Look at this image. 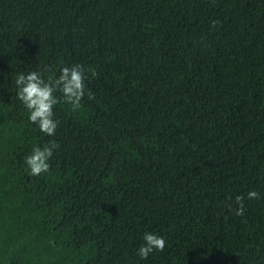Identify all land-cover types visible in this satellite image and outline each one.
I'll return each mask as SVG.
<instances>
[{
    "label": "trees",
    "instance_id": "trees-1",
    "mask_svg": "<svg viewBox=\"0 0 264 264\" xmlns=\"http://www.w3.org/2000/svg\"><path fill=\"white\" fill-rule=\"evenodd\" d=\"M73 64L46 136L14 78ZM0 264H264V0H0Z\"/></svg>",
    "mask_w": 264,
    "mask_h": 264
},
{
    "label": "clouds",
    "instance_id": "clouds-1",
    "mask_svg": "<svg viewBox=\"0 0 264 264\" xmlns=\"http://www.w3.org/2000/svg\"><path fill=\"white\" fill-rule=\"evenodd\" d=\"M91 78H95V70H87ZM86 69L80 64L65 66L59 69L58 76L53 79L49 76L47 80L39 71H30L27 73L19 72L15 78L16 86L15 98L19 100L28 111V121L38 127L39 131L46 136H54L59 126V120L54 119V106L59 103L71 105L72 110H78L85 96V80L88 78ZM60 93V97L55 95ZM56 143L33 147L31 153L25 157L24 164L27 166L29 175L35 177L50 170V159L53 153L58 149ZM260 194L257 191H249L247 199H259ZM244 196L235 197L232 205H228L230 211H235L237 216L245 214ZM144 243L138 248L137 255L140 259L146 260L154 251L162 252L165 249V240L155 233H145Z\"/></svg>",
    "mask_w": 264,
    "mask_h": 264
}]
</instances>
